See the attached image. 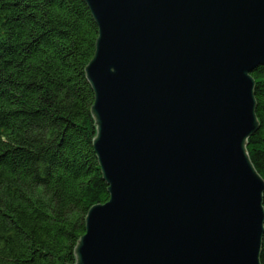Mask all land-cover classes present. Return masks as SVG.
I'll return each instance as SVG.
<instances>
[{
	"label": "water",
	"instance_id": "1",
	"mask_svg": "<svg viewBox=\"0 0 264 264\" xmlns=\"http://www.w3.org/2000/svg\"><path fill=\"white\" fill-rule=\"evenodd\" d=\"M99 27L86 69L109 201L76 264H261L264 0H84Z\"/></svg>",
	"mask_w": 264,
	"mask_h": 264
},
{
	"label": "trees",
	"instance_id": "2",
	"mask_svg": "<svg viewBox=\"0 0 264 264\" xmlns=\"http://www.w3.org/2000/svg\"><path fill=\"white\" fill-rule=\"evenodd\" d=\"M98 37L84 0H0V264H76L90 209L110 199L86 73ZM251 75L247 151L264 180V66Z\"/></svg>",
	"mask_w": 264,
	"mask_h": 264
},
{
	"label": "bare ground",
	"instance_id": "3",
	"mask_svg": "<svg viewBox=\"0 0 264 264\" xmlns=\"http://www.w3.org/2000/svg\"><path fill=\"white\" fill-rule=\"evenodd\" d=\"M97 45V44H96ZM96 53V52H95ZM92 87V86H91ZM93 89V88H92ZM95 94V93H94ZM96 135H97V129H96Z\"/></svg>",
	"mask_w": 264,
	"mask_h": 264
}]
</instances>
